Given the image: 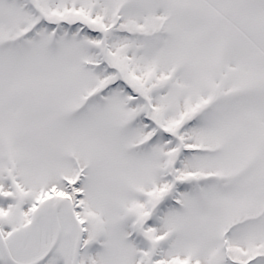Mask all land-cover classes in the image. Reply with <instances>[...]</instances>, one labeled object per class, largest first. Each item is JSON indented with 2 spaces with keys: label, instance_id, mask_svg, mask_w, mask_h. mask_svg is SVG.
<instances>
[{
  "label": "snow or ice",
  "instance_id": "snow-or-ice-1",
  "mask_svg": "<svg viewBox=\"0 0 264 264\" xmlns=\"http://www.w3.org/2000/svg\"><path fill=\"white\" fill-rule=\"evenodd\" d=\"M0 264H264V0H0Z\"/></svg>",
  "mask_w": 264,
  "mask_h": 264
}]
</instances>
